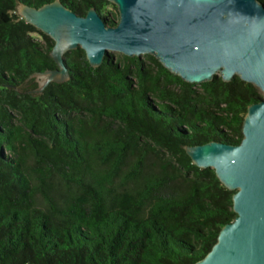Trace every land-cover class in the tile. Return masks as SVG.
I'll return each mask as SVG.
<instances>
[{
  "label": "trees",
  "instance_id": "1",
  "mask_svg": "<svg viewBox=\"0 0 264 264\" xmlns=\"http://www.w3.org/2000/svg\"><path fill=\"white\" fill-rule=\"evenodd\" d=\"M53 1L0 0V264H195L236 213L185 147L242 141L260 89L190 83L148 54L93 67L78 47L64 54L70 80L37 93L54 41L17 5ZM62 2L116 21L109 0Z\"/></svg>",
  "mask_w": 264,
  "mask_h": 264
},
{
  "label": "water",
  "instance_id": "2",
  "mask_svg": "<svg viewBox=\"0 0 264 264\" xmlns=\"http://www.w3.org/2000/svg\"><path fill=\"white\" fill-rule=\"evenodd\" d=\"M119 19L109 25L95 7L80 15L62 0L40 7L19 2L18 14L54 41L56 68L33 76L42 93L71 75L67 52L82 47L93 67L111 52L148 54L182 80L201 84L235 76L264 93V3L260 0H109ZM237 144L187 145L200 168L212 167L233 191L236 218L225 224L208 254L195 264H264V96L252 103Z\"/></svg>",
  "mask_w": 264,
  "mask_h": 264
},
{
  "label": "rangeland",
  "instance_id": "3",
  "mask_svg": "<svg viewBox=\"0 0 264 264\" xmlns=\"http://www.w3.org/2000/svg\"><path fill=\"white\" fill-rule=\"evenodd\" d=\"M107 10H109V11H111L113 14H115V16H114V19L116 20V21H118V12H117V10L114 8V6H112V5H109V6H107ZM114 54H115V57H116V55H119L120 53H115V52H113ZM143 56H145V55H142L141 57H143ZM260 95H261V97L262 96H264V93H263V91L262 90H260Z\"/></svg>",
  "mask_w": 264,
  "mask_h": 264
}]
</instances>
